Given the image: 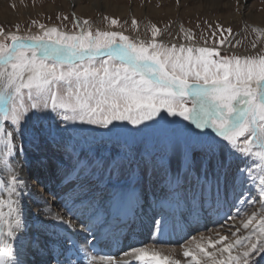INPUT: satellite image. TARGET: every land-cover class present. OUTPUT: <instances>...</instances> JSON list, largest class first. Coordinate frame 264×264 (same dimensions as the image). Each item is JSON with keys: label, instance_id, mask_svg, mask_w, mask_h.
Segmentation results:
<instances>
[{"label": "snow or ice", "instance_id": "obj_1", "mask_svg": "<svg viewBox=\"0 0 264 264\" xmlns=\"http://www.w3.org/2000/svg\"><path fill=\"white\" fill-rule=\"evenodd\" d=\"M236 10H240V0H236ZM73 21L78 30L71 32L39 24L40 31L21 35L18 25L11 32L0 26V166L8 174L6 180L0 179V191L7 197L0 195V264H20L14 242L23 221L20 201L14 197L20 195L18 189L25 182L18 178L10 158L20 155L17 140L29 130L37 113H52V119L65 124L80 123L110 132L116 123L135 128L161 113L180 117L196 130L210 129L226 142L221 153L227 148L239 154L237 159L250 157L258 162V177L251 175L250 167L237 165V172L245 177L241 185L258 180L261 208L241 220L240 226L233 225L235 230L229 229V234L215 233L218 239L208 238L207 244L184 246L182 255L191 258L187 264H264V53L221 55L207 42L205 46L165 45L156 39L161 30L155 24L150 26L152 38L143 40L123 31L93 30L88 19L75 14ZM118 23L111 19V25ZM137 25L133 19V28ZM216 29L221 36L232 34L230 27L217 24ZM251 31L257 35L252 48L257 49V42L264 45V28ZM216 34L214 30L212 35ZM185 37L193 39L190 32ZM226 40L220 39L219 44ZM43 131L32 130L38 138ZM198 135L188 130L189 137ZM207 155L211 158L215 152L210 149ZM82 163L77 157V164ZM152 166L154 174H162L174 188L187 181L197 186L207 181L205 163L196 160V146L187 140L166 146ZM81 170L87 171V165ZM110 195L114 200L124 197L114 185ZM54 218L62 220L58 214ZM34 244L37 251H44L40 239ZM123 255L128 258L123 262L112 255L99 259L102 264H182L154 246L131 247ZM56 264L61 261L57 259ZM63 264L71 261L66 258ZM89 264H96L95 256Z\"/></svg>", "mask_w": 264, "mask_h": 264}, {"label": "rangeland", "instance_id": "obj_2", "mask_svg": "<svg viewBox=\"0 0 264 264\" xmlns=\"http://www.w3.org/2000/svg\"><path fill=\"white\" fill-rule=\"evenodd\" d=\"M96 1L79 0L78 6L70 0H0V26L11 32L16 31L15 26L18 25L21 35L27 34L29 31L33 34L40 31L39 24H44L49 27L57 26L63 31L71 32L78 30L73 28V14H75V16L79 17L81 20L88 19L93 30L123 31L126 35L143 40H150L152 38L150 26L155 24L161 30V34L156 38L157 41L169 46L172 44L205 46V42H207L208 46H216L221 52V55H232L233 53L239 55H256L258 53H264V45H261L259 42H257V49L252 48V43L257 41V35L251 31L253 27L264 28V17L261 18L259 22L253 15L249 18L242 16V14H240L242 0H240V10H236V0L234 9L232 10L233 13L238 12L240 14L239 17L228 16V14L221 12H212L205 8L194 10V5L189 0H179V2H177V0H105V8H102L103 6L101 4L95 7L93 2ZM250 6H255L253 10L257 13H264V0H251ZM65 16L68 17V19L65 20ZM105 16L109 17V19L105 20ZM113 18L119 21L118 25H111V19ZM133 19L138 22L135 29L132 26ZM33 21L37 23L33 24ZM217 24L222 25L224 28L230 27L232 29V34L229 35L225 32L223 36H221L220 31L216 29ZM209 25H211V27H209ZM181 28H183V31H181ZM214 30L217 32L215 36L212 35ZM185 32H190L193 35V39L187 40ZM224 37H227V40L223 45H220L219 41ZM237 41L240 43L237 44ZM54 115L55 114L52 113H37L36 116H33L32 121L29 122V130L26 131L22 137L18 138L17 142L21 146L25 156L24 161L30 166L27 175L28 181L40 194V201L48 204L56 214L67 222V224L74 225L77 231H82L81 222L75 221L73 214L68 210L67 212L65 210V213L64 210H62L61 204H66V206L70 208L71 204L69 200L72 201L75 199L76 202L79 199H84V202H89L90 206H84L85 209H83L84 211L90 209V211L86 213V216L89 217L90 220L95 216L98 217V220L95 222L96 224H92L94 228H96L97 224L101 223L102 220H106L113 216L117 206L116 204L120 203L121 199L114 200L111 197L110 192L112 186L114 185L125 194L128 189V180L130 179L126 174L131 171L132 168L137 171L136 165H140L142 162L139 156H136L137 145L141 141L145 144L146 153L154 162V159L157 158L158 154H160L166 146L177 139H181L182 141L187 140L189 143L195 144L196 154H206L208 160L217 157L218 159H216L215 164L220 170L217 171L218 173L224 171L223 164L220 162L219 153L221 151L220 147L223 144L225 145L226 142L216 137L210 129L203 131L196 130L194 126L183 121L180 117H168L166 113H161L155 120L146 122L135 128L127 123H116L114 126H110L112 128L110 132L107 129H100L95 126L80 123L65 124L58 119H52ZM36 128H42L44 130L39 138L34 136L32 132V130ZM189 129L199 133V135L196 138L189 137ZM117 130L119 131L117 132ZM67 139L71 140L74 144L77 142L76 148L82 151V153L84 152L83 154L87 156L85 159L89 160L88 165L90 166H93L101 159H103L104 162L106 159L113 158L111 161L113 167L110 169V172H112L111 179H109L108 176L104 186H102V183L104 182L107 168H104L102 165L101 168L98 169L91 168L90 171H88V173H90L88 176L79 177V175H77L76 177H70L67 182L63 184L60 181H52L49 174L50 171L46 169L44 160L49 157L50 153L54 157H57L56 152L55 155L54 152L52 153L50 150L53 146L56 147L58 151L65 152L66 150L64 147H61L58 143ZM46 149L49 151H44ZM210 149L215 152V155L211 158L207 155ZM66 152L70 153V151ZM229 153L232 170L237 172V165L243 169L250 163L252 168L251 175L258 177L259 170L256 168V163L258 162L254 163L253 158L250 157H240L237 159L236 157L239 154L233 155L230 151ZM168 154L171 155V152L169 151ZM71 155L73 154L71 153ZM89 156H92L93 159H88ZM132 158L133 167L130 169L128 162L131 161ZM11 159L15 161L16 156ZM60 159L62 158H59V160ZM82 160L84 159L81 158V161ZM243 160L247 161L243 162ZM209 161L212 162L211 160ZM63 162L66 161L62 159L60 163ZM99 162L101 163V161ZM15 165L17 166L18 163ZM79 165L76 161L75 167L77 168ZM120 165H127L123 168V170L125 169L127 171H125L127 178L124 174L120 175ZM40 174L42 176L39 178ZM116 176L118 177L117 179L114 178ZM229 177L230 176H228L227 179H229ZM100 178L102 182H100ZM232 178L235 179L234 177ZM242 179L244 180V178ZM85 191L86 193L88 192L86 195L88 197L85 196V198L84 195L81 197V193ZM238 191L239 194L236 193V198L234 197L237 206L234 204H232L230 208L226 204V207L223 206V208L228 210L227 212L230 215L228 218H234H229L230 220L247 219V216L250 215L252 211H257L261 208L258 180L257 182L247 180V182L241 185ZM5 194L6 193L0 191V195L6 198ZM225 194H227L225 195L226 197L220 200L222 204L230 200L229 196L231 194L229 191ZM68 196L70 199H68ZM157 196L165 198L170 196V194H161L160 192V195L157 194ZM246 200H252L254 203L249 205L245 203ZM247 209L248 211H246ZM33 210L37 213L38 218L43 217V220H41V224L43 225L41 226L40 224L35 230L37 234L36 239H40L41 247L44 249L42 253L34 249V257L37 258L38 264H41V260H45L44 255H47L49 258L50 254L51 258L47 261L48 264H56V260L53 258L54 255L51 253L52 247H47L45 241H52L53 239H50V237H55L56 235L54 234H56L57 231H54V229L52 230V222L44 218V214L41 213L42 211L39 207L33 206ZM233 211L237 215H233ZM245 211L247 212L246 214ZM240 214L243 215L241 216ZM258 218L259 217H257V219ZM35 219L37 218L35 217ZM224 222L225 221H223V223H217V226H215L216 228L212 225L203 228L200 230V233H211L215 229L214 234H229V229H232L233 225L230 224L231 221L227 224ZM58 239L61 244L67 240L65 236L58 237ZM85 243L86 241L83 244L85 245ZM172 245L177 246L178 244H168V246ZM217 247H220V245H217ZM210 250L213 251V249L209 248L208 251ZM181 255L179 256V258H181L180 260L183 264H187V260L191 258H184L183 255ZM47 262L44 264H47Z\"/></svg>", "mask_w": 264, "mask_h": 264}, {"label": "bare ground", "instance_id": "obj_3", "mask_svg": "<svg viewBox=\"0 0 264 264\" xmlns=\"http://www.w3.org/2000/svg\"><path fill=\"white\" fill-rule=\"evenodd\" d=\"M70 1L72 3H75L76 5L79 4V0H70ZM189 1L194 5L193 6L194 10L205 8L212 12H219V13L221 12L228 14V16H234V17H239L240 14H242V16L249 18L251 15H253L259 22L260 19L264 17V13H257L256 11L253 10L255 6L252 7L250 6L251 0L241 1L240 14L238 12H234V13L232 12V10L234 9L235 0H189ZM93 3L95 7H98L101 4L103 6L102 8H105V4H104L105 0H97L96 2ZM177 140L182 141L181 139H177ZM58 144L61 147H64L66 151H70V153L66 151L65 152L58 151L56 147L52 145L53 147L50 150L52 151V153L54 152V154L56 152L57 157H54L49 152L50 155L47 159L44 160V163L46 169L50 171L49 174L53 182L60 181L63 184L66 183L68 178L70 177H76L77 175H79V177L88 176L90 175L88 171H90L91 168L98 169L101 168L102 165L104 166V168H107V173L105 174V179L104 182L102 183L103 184L102 186L106 184L108 179L107 177L109 176V172L111 171L110 169H112L113 167L111 162L113 158L106 159L104 162L103 159H101L99 160L101 161V163L98 161L93 166H90L88 165L89 160L85 159V157L87 156L83 154L84 152L82 153V151L76 148L77 142L74 144L71 140L67 139L59 142ZM222 147H224V144L220 148ZM44 151H49V150L46 149ZM71 153L73 155H71ZM219 154H220L219 158L221 160L220 162H222L224 168L223 172L218 173L217 171L219 170L218 166H216L215 164L216 159H218L217 157L209 159L212 161L210 162L207 159L206 154L203 155L202 153H198L196 154V160L198 162L205 163V166L207 168V181L202 182L200 186H197L194 181H190V182L187 181V182H183V186L181 188H174L173 186H170L168 184L167 180H165L162 177V174L159 173L154 174L153 166H152L153 160L146 153L144 142L141 141L138 143L136 156H139L142 162L140 165H136V168L138 169L137 171H135L132 168L133 158L131 161L128 162L129 168L130 169L132 168V170L126 174L130 178L128 180V189L126 190L123 199H121V202L116 204L117 206L114 212L115 217H112L108 220L106 219L105 222L102 224L103 225L102 231H105V233H110L113 229H115L114 226L119 227L124 223H127L126 227H129V225L130 227L134 225V229L132 231L133 235L127 242L126 249L119 254L120 257L124 259H128L127 257H124L123 254L125 251H129L131 247H147L151 249L154 246L155 249L160 251L162 255L171 256L174 259H181L179 258V256L182 254L184 246L190 245L191 247L194 248L196 243H201V244L208 243V238L218 239V236L214 234L215 229L211 233H204V232L200 233V229L202 228L203 221L204 222L206 221L205 222L206 224L204 225L205 227L211 225L215 227L217 226L216 225L217 223L220 222L223 223V221H225L224 222L225 224L231 221L230 222L231 225L234 224L239 226L241 225L240 224L241 219L230 220L229 219L230 217L228 218V216H230L227 212L228 210L223 208V206H225V204L229 208L230 206H232V204L237 206L234 197L236 193L239 192L238 189L241 187L240 185L241 179L245 177L240 176L239 173H237L235 170H232L230 153L227 148H224L223 153H221L220 151ZM77 157H79L80 159L82 158L84 160H82L83 163L76 168L75 165H76ZM59 158H62L66 162L60 163L62 159L59 160ZM24 159L25 156L22 151L20 155L16 156L15 161L10 158V162L13 164V166L16 167L18 178L24 180L25 182V187L18 189L20 195L14 197V199H19L20 201L21 211H22V221H23V227L21 231L18 233L17 240L14 242V246L17 250L18 260L20 261V264H35V262L36 264H38V260H36L37 258L34 257V253H33L34 249H36L34 240H36L37 238L35 229L36 227L40 226L43 217L41 216H40L41 218L37 217L38 215L33 210V206L39 207V209L42 211L41 213L44 214V218L49 219L52 222V230L54 229V231H57L56 234H54L57 236L54 240L55 242L46 240L45 245L47 246L51 245L57 248V246H60L59 239L57 238L62 237L64 235L66 236L69 235L79 236L80 234L86 235L90 237L89 238L90 242L93 241L98 242L104 240L105 233H103L102 237L96 238L95 235H93V233L89 231V229L90 230L92 229V224L95 223L98 217L95 216L92 218V220L85 221L87 219H85V212L83 208L84 206L85 207L90 206V204L89 202H84V199H79L76 202L75 199L72 201L69 200L71 204L70 208H68L66 204L63 203L61 204V207L63 208L62 210H64V212L65 210L66 212L68 210L70 213L73 214V218L75 219V221L81 222L82 224L81 232H79L80 230L77 231L73 227H69L68 226L69 224H67V222L64 219L56 220L54 218L57 214L50 208L48 204H46L43 201H40V194L34 189V187H32V184L29 183L27 175L30 166H28L27 162L24 161ZM88 159L91 160L93 158L92 156H89ZM246 161L247 160H243V162ZM17 163L18 165L16 166L15 164ZM84 165H87V171L81 170L84 167ZM123 166L122 165L119 166L120 175L121 174L125 175L126 170L125 169L123 170V168H125L127 165L124 167ZM249 167L252 173V168L250 163H248V165L245 166V168L243 169ZM247 175L248 172L246 171L245 176ZM7 176L8 174L5 171V169L2 166H0V179L6 180ZM41 176L42 175L40 174L39 178ZM228 176H230L229 179H227ZM232 177H234L235 179H233ZM114 178L117 179L118 177L116 176ZM100 182H102V179ZM227 191H229V193L231 194V195L228 194L230 195L229 196L230 200H227V203L222 204V201L220 200L226 197L225 195L227 194L225 193H227ZM160 192L161 194L163 193L170 194V196L165 198L158 197L157 194L160 195ZM87 193L86 191L81 193V197L83 195L85 197ZM68 199H70V197ZM6 210L7 209H5V211ZM246 211H248V209ZM246 211L245 214L247 213ZM233 215H237V214L234 212ZM35 217L37 219H35ZM42 225L43 224H41V226ZM231 230L234 231L235 228L232 226ZM125 231L126 233L127 232L129 233L130 229ZM145 233L149 234V236L148 235L146 236V238L149 239H147L145 244L141 246L139 242L140 239H142L145 236L144 235ZM201 236L205 237V239L200 240L199 238ZM193 237H196L197 239L194 241ZM170 239L177 240V242L180 243H177L178 244L177 246L176 245L168 246L166 240H170ZM132 241H134V244H131ZM60 248L63 247L61 246ZM46 256L47 255H44L45 260H41L42 262L41 264H44L50 259V255L49 258L47 256V259ZM99 257H96V264H102ZM71 264H89V262L79 263V262L71 261Z\"/></svg>", "mask_w": 264, "mask_h": 264}]
</instances>
